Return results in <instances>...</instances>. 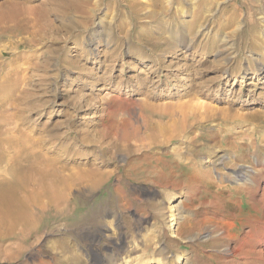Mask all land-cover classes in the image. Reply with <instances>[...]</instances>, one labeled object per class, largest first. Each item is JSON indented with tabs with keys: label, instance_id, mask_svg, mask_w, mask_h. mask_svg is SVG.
I'll list each match as a JSON object with an SVG mask.
<instances>
[{
	"label": "rangeland",
	"instance_id": "obj_1",
	"mask_svg": "<svg viewBox=\"0 0 264 264\" xmlns=\"http://www.w3.org/2000/svg\"><path fill=\"white\" fill-rule=\"evenodd\" d=\"M19 1L31 8L48 0ZM67 14L53 12L50 22L59 33L44 27L42 39L35 37L40 26L27 18L0 25V100L8 98L0 105V264H264L233 254L244 241L255 245L244 239L264 220V171L258 193L227 179L193 181L209 171L232 177L235 166L209 165L231 152L246 157L248 166L255 155L264 159V0H91L85 15ZM96 30L102 38L91 37ZM56 36L60 42H53ZM21 55L39 67L26 68L20 59L25 70L13 75L9 68ZM117 97L124 101L117 104L120 122L131 118L160 144L135 151L150 140H132L136 149L106 156L100 135ZM193 102L227 110L229 120L245 115L256 128L231 144L226 133L210 134L216 118L190 121L187 132L197 136L192 148L190 139L147 133V125L168 118L150 110L142 118L143 104L167 112ZM10 146L15 151L4 149ZM174 147L191 149L190 159L178 158ZM28 149L68 167L53 198L33 203L31 194L41 192L35 183L20 196L27 214L19 213L26 206L2 212L10 202L11 163ZM198 162L212 169L203 173ZM77 163L98 174L73 173Z\"/></svg>",
	"mask_w": 264,
	"mask_h": 264
},
{
	"label": "bare ground",
	"instance_id": "obj_2",
	"mask_svg": "<svg viewBox=\"0 0 264 264\" xmlns=\"http://www.w3.org/2000/svg\"><path fill=\"white\" fill-rule=\"evenodd\" d=\"M90 4H91V0H48L46 2H42L38 6L30 8V7H22L19 0H0V25L2 26V24H4V25L13 24L22 18H27L26 21H30V22L33 21L32 23L35 26V28H39L38 26H40V28L38 29V31L35 34V37L42 39L43 38L42 33L44 32L45 28H48V29L50 28L51 30L55 31L56 34L59 33L58 32L59 29L57 28L59 26L55 27L50 22V16L52 15L53 12L55 13V12H59V10H61L62 14H64V17H67L68 16L67 13L72 12V11L79 12V13H82L85 15L87 12L88 6ZM63 19H66V18H63ZM75 23H76V21H75ZM61 24H64V23H61ZM72 24L73 23H70L69 26L64 27L65 29L68 30V32H70V34L72 31V27H73ZM4 27H1V28H4ZM102 33H103V31L96 30L93 33L91 32V37L94 39H98V38L100 39V38H102ZM70 38H72V34L69 36L68 39H70ZM103 41L106 42L108 40L103 39ZM36 42H39V41H34L33 43H36ZM53 42H60V40L56 36V38L53 39ZM50 52H51L50 54H52L51 56H53V54L57 53V52H53V51H50ZM36 54L37 53L33 54V56H35L37 59L38 54L37 55ZM28 58L29 57H24L23 55L17 56L15 59L13 58L14 60L12 62V65L14 67L9 68L11 73L13 75H17L18 74L17 72L21 71L22 68L25 70V68H24L25 64L28 65L27 67L25 66L26 68L34 69V67H36V66L39 67V64H33L32 62L28 63L30 61V59H28ZM20 59H23L25 61V64L23 63L22 65H17V62ZM45 63L46 62H44L43 65H40V66H42L41 69H43V70L47 64V63L46 64ZM40 64H42V63H40ZM174 79H176V75L173 76V80ZM11 98H12V96H11ZM117 98L118 99H116V100H111L108 104V106L110 108L109 123L107 124V126L105 128L106 131H104V133L102 132L100 135V137L106 141V148L104 150L105 154H107L106 156H110L111 153L114 152V150H118L121 147L124 149L130 148V150L136 149V147H134L131 144L132 140H138L139 142H146V141L150 140L149 144L143 143L142 145H139L135 151L141 150L140 147L146 149L147 146L152 145L151 143L153 141H154V145L160 144L159 143L160 137H159V141H158L157 138L154 139L153 135L148 133L149 131H151L153 129L157 130L159 135L164 136V137H169L170 140L178 138V137L183 139V141L187 140V139L189 141V139H190L189 143L190 142L191 143L189 145H190V148H192V145H193L192 142L197 141V136L194 135L193 137H191L189 135V133H191V132H187V131H188V128L190 126H192V123H195L196 121L200 122L203 120H215V118H216L220 123L215 124V125L210 127V134L212 136L216 137L217 134H220L222 132L224 134L226 133L232 137V138H228V140L231 141L230 142L231 144H234L233 142H235V144L236 143H242L241 141L243 139H245L250 134V131L253 130L254 128H256L255 123L253 122V119L252 120L246 119V118H244L245 115L238 114L239 115L238 119H240V120H236V119L235 120H233V119L229 120L228 118L229 117L233 118V116H232V114H229L227 110L218 111V110L213 109V107H210V106L203 104V103L193 102V103L186 104V106L182 105L183 107H181V106H178V108L173 107L171 110L168 109L167 112H164V110H161V108H157V106L154 107V106H151V104L147 103V104H143V106L140 107L142 118L145 119L144 112L150 110V111H152V113H160V115L166 116L168 119L164 125L154 124V123L152 125L150 124L149 126L147 125L145 127V129L149 135L145 136V135L141 134L142 129H140V127L138 125L134 124L132 122L131 118H127L126 120L123 121V123L120 122V120L118 119V115H119L122 108H121V106H118L117 104L118 103L122 104V102L124 103V101L121 100L120 97H117ZM7 99L6 100H0V105H2L3 102H6ZM262 105L264 106V104H262ZM258 112H259V110H258ZM258 112H256L257 114H255V112H254V114L260 116ZM220 113H221L222 117L217 118L216 116L220 117L219 116ZM262 113L264 114V112H262ZM107 114H108V112H107ZM263 114H262V116H263ZM190 121H193V122L190 123ZM245 125L248 126L247 131H243ZM238 128L241 129L240 132H237L239 130ZM120 132H122L121 133L122 136H121ZM252 132H254V130ZM42 133H44V132H42ZM192 133H195V132L193 131ZM253 134H255V133H253ZM47 136H50V134ZM263 137H262V139H263ZM251 140H252V144L256 141V140H253V138H251ZM119 142H121V143H119ZM261 144H262V142H261ZM261 144H260V146H261ZM255 145H256V143H255ZM40 148H41L40 150L44 151L43 146H41ZM4 149L8 150L11 153V152L15 151L16 148L13 146H10V147H6ZM33 150L36 151L35 154L34 153L30 154V152ZM33 150L28 149L29 153L26 151V153H28V154H26L19 161H15V164H14V162L11 163L12 164L11 165V167H12V170H11L12 179L10 181L11 184H9V185H11L10 186L11 187L10 188V195H9L10 202L1 207L2 212H6V213L11 214L14 208L15 209L16 208L21 209L22 206H26V210L24 212H19V213L27 214L28 202H25V203L20 202V201L24 200L23 198H20V196L22 194L26 195L27 193L32 192V191H30L29 187H27V186L35 184V183L40 184L41 192H40V194H33V193L31 194L32 195L31 199L35 200V201H32L33 203H35V202L38 203L39 201L42 202V199L44 200V199H50V198L54 197L53 196V193L55 194L54 189L58 188V181H59L61 172L64 169H66L68 167V165L65 162H61L57 158V156H55L54 158L50 157V158H46V160H41L40 152L35 150V149H33ZM47 152H49V151L47 150ZM173 152L178 158L190 159V155H191L190 153L192 151L189 148L183 149V148H179V147H174ZM235 153L231 152L232 155H230V154L222 155L218 159H216L214 161L212 160L209 163V165L211 164L216 169H219L220 166H223V167L228 166V165L235 166L236 169L233 170L232 177L228 178L222 174L221 175L218 174V175H220L219 177H218V175H217V177H214V176L210 175V171H209V173L207 175H205V177H199L198 176L199 174L197 176L196 175L193 176V179H194L193 181H197V182L201 181L203 183L204 182H213L216 184V183H223L227 179L226 181H229V182L235 184L237 187H239V186L243 187L244 186L246 188V190L248 189V190H252L251 192L258 193V191L260 189V183L262 181L261 173L264 171V159H260L258 156L259 154L257 156L255 155L253 157V162L255 163V165L248 166L244 162V161H246L245 160L246 157H244V161H241L240 158ZM251 159H252V157H251ZM197 161H198V159H197ZM242 162H243V164H242ZM198 163H199V165H198L199 170H201L203 173L205 172L203 169H206L207 171L212 169V168L210 169L209 165L205 166L203 163H201V164H200V162H198ZM76 166L77 167H75V168L72 167L73 173L77 172V174H79L78 173L79 171H77L79 169V170L85 171L89 174H92L91 172H94V175L98 174L97 168H92L90 170H87L86 167H83V166H85L84 163H82V164L77 163ZM256 167H258V168H256ZM40 175H41V177H40ZM16 185L19 187H16ZM262 191H264V190H262ZM5 198L6 197H4V199ZM263 199H264V194H263ZM9 204H10V206H9ZM19 218L21 219V222H22L21 225H22L24 223V218L21 216ZM171 220L175 221L174 218H172ZM258 224H259V222H258ZM258 224L257 225L254 224V226L252 227V230L250 232L247 231L248 233H247L245 239L243 238L244 236L242 237L244 240L248 239V240L254 241L255 245L253 244V247L249 248V246L246 245L247 242L243 240L244 245L241 243L240 247L239 246H238V248L235 247L233 254L234 255L236 254V256H237V253H239L241 251L242 254L243 253L248 254V255L246 254V256H245V257L248 256L247 257V258H249L248 260H250V258H251L252 260H256V261L264 263V220L261 221V225L258 226ZM258 246L263 247V249L259 248ZM246 248H249V249L246 251L243 250ZM257 248H259V249H257ZM63 252H64V256H66L67 254L70 253V249L65 248L63 250ZM241 257H243V256H241ZM69 260L72 261V259H69ZM44 264H48V263L44 262Z\"/></svg>",
	"mask_w": 264,
	"mask_h": 264
}]
</instances>
